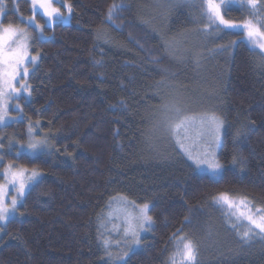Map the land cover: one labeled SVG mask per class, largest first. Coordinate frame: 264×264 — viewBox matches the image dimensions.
Segmentation results:
<instances>
[{"label":"trees","instance_id":"obj_1","mask_svg":"<svg viewBox=\"0 0 264 264\" xmlns=\"http://www.w3.org/2000/svg\"><path fill=\"white\" fill-rule=\"evenodd\" d=\"M65 1L71 20L35 41L31 94L11 125L19 136L32 123L54 151L17 160L42 175L9 223L0 264H110L101 224L120 197L147 203L154 220L127 264H171L181 236L197 264H264V236L244 239L212 199L228 192L264 209L260 50L232 31H201V0ZM113 5L124 7L109 22ZM248 16L236 4L226 18ZM175 102L223 120L218 182L157 126Z\"/></svg>","mask_w":264,"mask_h":264},{"label":"snow or ice","instance_id":"obj_2","mask_svg":"<svg viewBox=\"0 0 264 264\" xmlns=\"http://www.w3.org/2000/svg\"><path fill=\"white\" fill-rule=\"evenodd\" d=\"M234 3L239 4L242 9H247L249 16L247 18L242 17L239 21L226 18ZM5 7L3 0H0V17L5 16ZM122 7L124 5H113L109 8V22L116 15V9ZM200 7L202 9L201 16L207 19V24L201 31H232L239 35L241 40H246L251 50L258 48L260 54L264 56V0H201ZM36 9L43 12L48 18L49 24H51L53 17H58L61 22L68 19L58 7L53 6L52 0H31L30 10ZM67 11L69 14L71 13L70 5L67 6ZM21 19L24 21L23 17ZM24 22L30 25L34 24V16L27 18ZM114 26L119 27L118 25ZM37 27L39 28V26ZM40 36H43L42 32H40ZM29 39V34L25 29L11 23L0 24V128L6 126L9 120L16 119L11 117L8 112L10 100H19L21 97L28 98L31 94L32 86L28 83V65L31 64L34 70L39 55H30ZM232 43L236 42L233 41ZM13 107L22 112L19 103L14 104ZM192 125L198 127L197 136L204 140L203 145L189 136V129ZM35 126L39 127V122H36ZM157 126L167 135L174 137L176 142L180 144L188 159L192 161L194 172L206 171L209 180L214 183L218 182L216 177H222L225 171L217 156L221 129L223 128L222 119L209 114L188 115L179 102H175L164 104ZM27 134L29 140L26 148L24 145H20L16 152L17 155L20 151H30L32 154L54 151L46 136L44 138L36 136L32 123H29ZM241 134L238 133L237 135ZM187 140H192V143L196 144L195 151L186 146L185 141ZM15 143L11 139L8 140L9 151L14 148ZM4 159L5 145L0 142V165L3 164ZM235 161L236 158L233 157V162ZM241 162L243 161L241 160ZM41 175L42 173L36 169H27L12 163H9L3 172H0V177L5 180L4 184H0V222H4L17 213L18 198L22 202L26 187L38 183ZM9 186L15 193L14 195L10 196L7 190ZM212 199L215 205H225L230 210L235 209L232 215H236L237 219H246L250 231L258 230L260 233H264V215L255 217L251 213V208L245 212L247 203H250L246 202V198L237 200L232 198L228 192H219ZM130 203L136 208L135 214H125V226L122 229L116 228L114 225V228L121 233L122 240H117L114 244L107 239L102 241L110 264H127L126 258L129 251H135L141 244V233L154 226L147 203L140 206H136L134 202ZM259 211L260 209H257V212ZM242 237L248 239L249 232H244ZM170 239L176 240V234ZM176 246V254L170 257L171 264H176L177 256L180 257L179 264H197V248L193 241L181 236L176 241ZM112 247L120 248V251L112 252L110 250Z\"/></svg>","mask_w":264,"mask_h":264},{"label":"rangeland","instance_id":"obj_3","mask_svg":"<svg viewBox=\"0 0 264 264\" xmlns=\"http://www.w3.org/2000/svg\"><path fill=\"white\" fill-rule=\"evenodd\" d=\"M25 2H26V5L24 4ZM3 3L6 5L5 16L0 17V24L7 25V24L11 23V24H14L20 28L25 29V31L29 34V37H30V39L28 41L29 49H30V55H37V54L39 55V53H35L33 51V46L35 47L37 45L35 43L36 40L40 41V40L46 39L47 36L53 34V29H54L56 24L68 23L71 20L72 12L69 14L67 11V6L70 4L68 2H66L65 0H52V3H53V6L58 7L61 10V12L64 14V16L67 17L68 19L64 22H61L58 17H53L51 24L48 23V18L43 14V12L40 9H36L34 11L30 10L31 9V0H3ZM233 5H236V4L234 3ZM237 5H239V4H237ZM33 16L35 19L34 24L30 25V24L24 22L27 20V18L33 17ZM21 17L24 18V21H22ZM4 19L8 20L10 22L4 23L3 22ZM37 26H39V28ZM40 32L43 33L42 37L40 36ZM39 57H40V55H39ZM38 63H39V59L37 61V64L35 65L34 69L37 67ZM28 66H29V75H30V73L33 71V66L31 64H29ZM28 83H29V77H28ZM17 86H19V85L17 84ZM21 99H24V97H21L19 100H10L8 112H9V115L11 117H14L16 119L15 120H9L6 126L0 128V142H3L5 145V159L3 161V164L0 165V172H3L4 168L7 167V165L9 163L19 165V166H22L23 168H27V169H34L31 167H27V165L19 164L17 160L23 154H30V155L39 154V153L32 154L30 151H20L18 155L16 154L17 150L19 149V146L24 145L26 148V145H27L28 140H29V137L27 134L28 129H26L23 132V134H21V135L19 134V136H17V134L19 133L18 131H16L17 128H14L11 126V125H18L15 123H16V121H18V118L21 116V114H20V111H17L14 109L13 105L16 103H19L21 106V109H22ZM194 116H197V115H194ZM9 126H11V127H9ZM198 132H199L198 127L196 125H192L189 129V136L192 137L193 139L198 140L199 143L201 145H203L204 140L201 137L197 136ZM222 133H223V131L221 129V139H220V145L217 148V156H218V153L220 151L221 144H222ZM36 136L38 138H44V137L37 135V134H36ZM10 139L16 142L14 144V148L11 151L8 150V140H10ZM188 142H189V144H188ZM185 143H186L187 147H189L191 150L195 151L196 144H193L192 140H187V141H185ZM4 183H5L4 178L0 177V184H4ZM30 188L31 187H26L25 195L23 197L22 202L18 198V204H17L18 211H17V213L15 215L11 216L9 219L5 220L4 222H0V250L2 247V239H3L5 232L9 226V223L13 219L20 218V216H21V207L24 204L25 198H26ZM7 190L9 191L10 196L15 194L12 191L10 186ZM232 198L238 200L239 198H243V197H232ZM130 202H132V201H130L126 198H122V197L116 199L115 203L111 207V210L108 212L109 214L108 215L106 214L105 219H104V221H102V224H101V229L104 233V240L107 239L108 241L112 242L113 244L117 240H122V235L120 232H118L116 230V228L122 229L125 226L124 221H125V214L126 213L135 214L136 208H134L133 204ZM246 202H250V201L246 199ZM135 205L140 206L138 204H135ZM219 206H221L222 209L224 210L226 218L229 222V225L233 226V227L235 226L241 235L244 232L248 231L249 236L250 235L264 236V233H260L258 230L250 231L249 223L247 222L246 219H237L236 215H232V213L235 212V209L230 210L225 205H219ZM248 208H251V213L255 217H258L260 215H264V209L259 208V207H255L254 205L251 204V202L247 203V206L245 207V212L248 211ZM257 209H260V211L257 212ZM149 215H151L150 210H149ZM114 225L116 226V228H114ZM153 228H154V226L150 230L141 233V241L145 236H148L149 234H151ZM110 250L112 252H119L120 248L112 247ZM176 252H177V247L175 250V254H176ZM179 262H180V257L177 256L176 257V264H179Z\"/></svg>","mask_w":264,"mask_h":264},{"label":"flooded vegetation","instance_id":"obj_4","mask_svg":"<svg viewBox=\"0 0 264 264\" xmlns=\"http://www.w3.org/2000/svg\"><path fill=\"white\" fill-rule=\"evenodd\" d=\"M5 21V19L3 20V22Z\"/></svg>","mask_w":264,"mask_h":264}]
</instances>
